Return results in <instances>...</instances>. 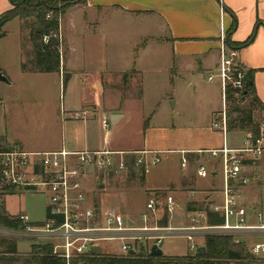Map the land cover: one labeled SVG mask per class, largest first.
<instances>
[{"label": "crops", "instance_id": "1", "mask_svg": "<svg viewBox=\"0 0 264 264\" xmlns=\"http://www.w3.org/2000/svg\"><path fill=\"white\" fill-rule=\"evenodd\" d=\"M11 8L12 3L10 0H0V16ZM81 8L85 11H111L132 21H141L143 26L149 31L145 33V38L150 39L142 44L144 45L142 46L144 50L148 43H167L169 45L167 50L169 61L162 69L172 78L166 81L154 104L149 109L144 110L142 104V97H144L143 70L138 65V60L141 56L137 54L136 61L130 69H114L106 66L99 73L100 75L89 80L88 86L79 87L81 91L76 103L69 102L68 106L63 103L61 106L62 110L57 112V116L63 124L73 125L71 129L66 125L67 130H71L69 139H64L63 137L54 146L24 149L29 151L101 148L119 151L149 150L159 152L162 156L161 162L163 159L173 160L174 156H179L180 173L176 176H171L169 178L170 182H167L164 186L155 187H147L144 184V191L147 195L146 203L152 192L171 193L177 202L178 200L182 203L184 202L183 207L178 202L182 214L201 211L207 214L208 221L209 214L219 216L209 209V205L212 201L220 202L222 199L218 193L224 186L221 168L215 167L214 159H206L211 170V174L208 176L211 179L210 186H199L198 180L200 178L207 179L208 177L202 178L197 175V166L202 160V157L197 154L198 151L220 148L224 141L223 133L212 126L223 105L221 82L219 78L209 81L208 77L216 72L220 60L222 38L227 36V32L235 23L229 35L233 43L244 44L254 34L253 39L248 44L235 47L232 50L235 52L236 60L246 67L248 71L247 80L249 81L251 76H253L255 96L264 106V0H86V3L77 5L70 10ZM86 19L88 23L95 21L97 23L96 27L101 25L98 18L90 20L86 17ZM14 21L24 23L27 20L16 17L7 22L2 30H6L7 26ZM61 32L66 44L67 40L62 29ZM28 34L29 30L27 29L24 35L28 38ZM66 48L68 54L67 45ZM31 52L32 47L30 45L29 49H25L23 59H26V55H31ZM64 68L70 74L65 86V93L66 91L75 92L76 89L71 84L73 74L67 69L66 60ZM0 69L7 75L4 67L0 66ZM153 70H157V68ZM126 73L128 74L127 83L124 80ZM130 73H133L132 77ZM188 74L191 75V79L188 82L186 81V83L184 79ZM136 75L139 78H135L134 76ZM7 77L10 83L3 84L12 85L11 78L8 75ZM248 96L255 97L254 95ZM178 97H191L190 99H194L197 105L207 106L204 107L202 112H196L195 115L191 114L192 118L189 121H185L186 115L182 112L185 103ZM210 97L216 98L214 103ZM180 105L182 109H179ZM89 107L93 108L96 113L88 121L70 120L63 113V111H75ZM178 110L181 111L177 113ZM134 112H138L137 119L142 127L143 136L136 144L120 149L111 148L108 144L112 137L111 126L114 128L118 127ZM171 112H174V114L169 117ZM165 114H168L167 124H156L158 123V118ZM102 115H111L109 131H106L100 122L99 117ZM115 117L114 122L113 119ZM238 133L244 136L247 135L246 132L242 131ZM15 145L23 148L25 144L20 140H15L3 145L0 141V149H7ZM233 146L237 147L238 145ZM192 155L194 156L193 158ZM183 158L188 159L186 167L181 165ZM263 160L264 156L253 167V172L249 171L251 175L258 176V169ZM141 174V172L130 168L128 172L122 175H99V179L95 183L90 182L89 185L87 184V179L85 183L88 197L92 200L93 192L99 183L113 181L119 176L129 175V179L126 176L123 180H129L130 183L138 181L147 183L149 172L145 174L143 180L140 178ZM218 175H221L222 183L219 187L214 185ZM136 186L121 188V191L123 190L121 193L134 191ZM257 190L258 184H254L251 181L245 189L247 202H261ZM25 193L32 192L19 191L2 195L0 205L5 207L8 215L13 218H17L19 214L28 216L23 203L20 202L22 194ZM94 203L102 210H108L105 208V204L102 206L96 202ZM189 207L191 208L189 209ZM45 208L47 217V206ZM29 220L38 225L45 221H33L30 217ZM0 236L6 237L5 235ZM7 238L11 237L7 236ZM17 239L26 241H15L14 254H5L8 251V242L0 243V248H2L0 250V264H33L30 257H32V253L35 252L38 245H50L52 247V255L57 257L54 251H56L55 248L59 249L56 246L60 243L56 241L37 243L30 239ZM241 239L248 241L244 238ZM235 241L240 242V239H235ZM205 242L206 240L200 245H204ZM248 243L251 244L252 241H248ZM248 243L246 242L247 246ZM117 248L119 249L118 243H109L108 252L104 254L115 255ZM164 255L166 254L164 253ZM185 255L171 254V256Z\"/></svg>", "mask_w": 264, "mask_h": 264}, {"label": "built area", "instance_id": "2", "mask_svg": "<svg viewBox=\"0 0 264 264\" xmlns=\"http://www.w3.org/2000/svg\"><path fill=\"white\" fill-rule=\"evenodd\" d=\"M222 40L219 65L208 80L219 78L221 82L223 105L212 126L223 133L224 141L220 148L197 153L202 157L197 166L199 177L206 178L211 174L206 159H214L215 167H220L223 173L224 186L218 192L222 199L209 205L212 212L223 218L221 225L210 224L207 214L195 211L187 212L191 215L189 224L161 226L159 221L164 215L169 219L180 210L171 193L152 192L146 210L140 215V223L118 210L104 211L89 199L85 181L92 175L98 180L99 175H122L130 168L146 174L162 160L157 151L108 148L29 151L15 145L0 149V194L19 191L44 194L48 213L39 225L32 223L26 214H19L17 218L24 228H4L0 230V235L37 243L56 241L60 244L54 252L64 259L65 264H91L88 260L100 255L92 254L91 248L101 246L104 252L105 242L119 244L118 254L112 256L131 257L135 255H130V250H135L136 255L143 251L150 254L153 245L161 248L166 238L174 236L185 237L193 251L200 246L198 241H205L208 236H232L235 239L264 236V203H249L245 197V189L252 181L249 170L264 156V113L257 111L255 114V118H260L257 137L248 133L243 145H229V107L233 100L240 102L248 71L236 60L234 50L230 48L228 53L225 36ZM229 89L233 90L230 101ZM63 113L70 120L88 121L96 111L89 107ZM99 119L104 129L109 131L110 117L102 115ZM187 164L188 159L183 158L182 167ZM248 246L254 257L264 258V242Z\"/></svg>", "mask_w": 264, "mask_h": 264}, {"label": "rangeland", "instance_id": "3", "mask_svg": "<svg viewBox=\"0 0 264 264\" xmlns=\"http://www.w3.org/2000/svg\"><path fill=\"white\" fill-rule=\"evenodd\" d=\"M61 1L65 5L70 3L69 10L66 11L62 19L61 29L69 49L66 65L70 73L73 74L71 84L76 91H66L65 93L64 80L67 79V72L65 75L64 72L44 74L21 69L22 63L29 60L28 57L27 60L23 59L25 49H29L30 46L27 36L24 35L29 28L28 25H25V21L24 23H19L18 21L10 23L4 30L6 35L0 38V66L6 69L7 75L13 82L12 85L0 82V141L3 145L20 140L25 144L23 148H44L57 145L63 137L64 139H69L71 130H67L66 125L70 129L73 125L63 124L57 116V112L62 110L61 106L63 103H66V106H68L69 102L76 103L79 99L81 86H88L89 80L100 75L99 73L106 66L114 69H130L136 61L137 54L141 56H139L138 65L143 70L144 97H142V104L144 110L149 109L154 104L166 81L172 78L162 69L169 61L167 57L169 45L167 43H148L144 50V47H142L144 45L142 44L150 39L145 38V33L149 31L143 26L141 21H132L111 11H85L83 8L72 11L70 10L71 8L83 3H77V0ZM86 17L90 20L98 18L101 25L96 27L97 23L95 21L93 22L94 24L92 22L88 23ZM222 43L223 40L221 45ZM225 47L228 49V53H230V48H235L233 46ZM155 68L157 70H153ZM132 74L130 73L131 77ZM190 79L191 75L188 74L185 76L184 81L188 82ZM178 98L185 103L182 111L186 115L185 121H189L192 118L191 114L195 115L196 112H202L204 107L207 106L197 105L194 99H190L191 97ZM210 98L214 103L216 98ZM195 99L197 98L195 97ZM179 109H182V106ZM180 111L178 110L177 113ZM137 113H132L118 127L114 128L111 126L112 137L108 143L111 148L120 149L139 142L143 136V130L139 125ZM173 114L174 112H171L169 117H172L171 115ZM108 116L110 117L111 115ZM157 121L158 123L156 124L158 125L167 124L168 114L161 115ZM256 121L260 123L258 116ZM238 132L239 130H235L232 133L229 132L228 143L230 146H241L244 144L246 135L244 136ZM180 169L179 156H174L173 160L163 159L160 164L150 168L147 183L141 181V183L139 181L130 183L129 180H123L126 176L128 178L129 175L119 176L113 181L99 183L93 192L92 200L102 206L105 204L106 209L118 210L140 223V215L146 210L147 195L144 191L145 186H164L167 182H170L169 178L171 176H176L180 173ZM249 171L253 172V167ZM95 181L94 175H92L88 179L87 184L89 185L90 182L95 183ZM252 182L258 184L259 200L264 203V160L258 169V176L252 175ZM198 184L201 187L210 186L211 179L210 177L207 179L200 178ZM221 184V175H218L214 185L219 187ZM134 185H138L134 191L121 193L123 191H121V188L124 189L126 186ZM2 195L0 194V199H2ZM20 202L23 203L25 212L31 220H45L47 198L44 195L25 193L22 194ZM178 202L183 207L184 202L182 203L179 200ZM190 217V214L183 215L178 210L170 216L169 224L173 227L189 224ZM2 229L4 228L0 227V230ZM0 237L1 239L12 241H26L17 238H7V236ZM243 238L249 242L252 241V243L264 242V236ZM240 241L248 243V241L243 239H240ZM198 243H204V239L199 240ZM108 244L106 242L103 244L105 248L103 253L108 252ZM248 244L250 245V243ZM205 245L206 242L200 246ZM161 248L166 255L186 254L194 256L196 254V251L190 249V243L183 236L166 238ZM247 249L249 251V246H247ZM249 253L251 254L250 251ZM116 254H118V248ZM231 264L238 263L231 262Z\"/></svg>", "mask_w": 264, "mask_h": 264}, {"label": "trees", "instance_id": "4", "mask_svg": "<svg viewBox=\"0 0 264 264\" xmlns=\"http://www.w3.org/2000/svg\"><path fill=\"white\" fill-rule=\"evenodd\" d=\"M12 8L0 16V38L6 33L2 30L3 26L12 19L19 17L27 20L28 38L32 52L26 55L29 58L27 62L22 63L23 71L30 70L35 73H54L64 72L66 74L64 63L66 60L67 48L61 32V20L66 11L69 10L70 3L65 5L61 0H10ZM77 3H86V0H77ZM62 5V6H60ZM235 26V23L233 24ZM232 28L227 32V45L241 47L248 44L254 37L244 44L233 43L230 39ZM30 56V57H29ZM0 72H3L0 69ZM68 73V72H67ZM70 77L64 80L65 86ZM253 76L245 84L242 91L240 102L232 101L229 107V132L239 130L242 132L252 133L254 137L259 135V125L256 121L255 114L257 111L264 113V106L255 96V87ZM128 74L124 75L127 83ZM233 90H228V99H232ZM254 95L255 97H249ZM194 156L192 155V158ZM197 157V156H196ZM142 173L140 178H144ZM160 193V192H159ZM191 207H189L190 209ZM209 222L214 225H221L224 220L219 216L209 214ZM161 226H168L169 219L164 215L159 221ZM0 227L5 229H23L24 226L18 218H13L7 214L3 205H0ZM232 236H213L206 239V252L203 254L196 253L194 256H171L162 255L153 257L149 253L142 252L135 256H112L100 254L88 260L91 264H264V258H257L251 255L245 242H235ZM8 242V251L5 254L15 253V241L1 239L0 243ZM30 260L33 264H65L64 259L52 255L50 245H38Z\"/></svg>", "mask_w": 264, "mask_h": 264}, {"label": "water", "instance_id": "5", "mask_svg": "<svg viewBox=\"0 0 264 264\" xmlns=\"http://www.w3.org/2000/svg\"><path fill=\"white\" fill-rule=\"evenodd\" d=\"M0 82L10 83L9 78L3 72H0ZM115 119H116V117L113 119L114 122H115ZM90 251H91L92 254H102L103 253V248L101 246H93ZM205 252H206V247L205 246H200V247L198 246L196 248V253H198V254H203ZM129 254L130 255H136V251L135 250H130ZM150 255L153 256V257H160V256L164 255V252H163L162 248H160L157 244H155V245H153L151 247Z\"/></svg>", "mask_w": 264, "mask_h": 264}]
</instances>
